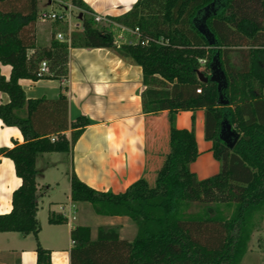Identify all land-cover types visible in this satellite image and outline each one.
<instances>
[{
    "label": "trees",
    "instance_id": "obj_1",
    "mask_svg": "<svg viewBox=\"0 0 264 264\" xmlns=\"http://www.w3.org/2000/svg\"><path fill=\"white\" fill-rule=\"evenodd\" d=\"M56 1L82 10V31H73L71 42L55 40L35 51L39 0H0V63L12 66L9 78L0 74V91L10 96L9 103L0 105V119L18 127L25 139L14 147H0V156L14 162L22 179L13 193L12 211L0 214V232L34 234L37 239V158L71 152L85 128H74L68 137L67 96L28 98L21 79L48 77L38 75L44 60L50 76L62 78L69 72L70 46L117 49L121 34L120 29L101 26L84 0ZM213 1L137 0L129 12L113 18L140 31H124L133 43H120L119 53L140 65L145 78L159 75L172 84L146 87L141 93L145 112L152 105L168 111L170 148L155 185L142 177L121 193L99 191L73 171V202H89L99 215L127 216L138 232L129 241L115 229L101 228L93 238L90 227L77 226L71 234V264H241L250 251L254 216H264V0H216V13L207 19L216 38L211 45L196 18L202 19ZM161 39L163 43L157 42ZM217 54L227 75V104L219 102L217 83L198 77L199 71L211 76ZM197 109H205V136L221 163L220 172L205 179L191 169L200 154L195 117L192 129L176 124L180 111ZM225 119L240 134L232 149L220 137ZM49 221L60 224L67 218L52 214ZM37 264H54L51 251L40 243Z\"/></svg>",
    "mask_w": 264,
    "mask_h": 264
},
{
    "label": "crops",
    "instance_id": "obj_2",
    "mask_svg": "<svg viewBox=\"0 0 264 264\" xmlns=\"http://www.w3.org/2000/svg\"><path fill=\"white\" fill-rule=\"evenodd\" d=\"M84 1L94 14L106 16L117 27L126 28L113 18L129 12L137 0ZM55 2L62 5L59 1L48 0V4ZM41 12L38 10L39 14ZM80 25L77 23V27ZM61 26L62 22L40 26L37 21V48L34 50L49 48L53 41H60L57 36L63 33ZM69 32L68 27L63 35L68 37ZM123 39L125 43H133L126 36ZM120 43L122 41L117 43V49ZM117 49L70 46L66 76H48L36 81L21 79L28 98L67 96V136H71L74 128L84 127L85 131L71 152L43 153L37 158V217L41 223L38 239L34 234L0 232V264H37L38 243L51 251L54 264H71V252L75 246L71 234L77 226L90 227L93 238L103 228L117 230L122 239H135L138 228L129 217L99 215L91 203L73 202L71 196L73 171L99 191L121 193L146 177L149 166L150 170H158L162 164V145L164 147L168 134V111L152 105L145 112L141 93L146 87L171 88L172 84L159 75L145 78L142 67ZM11 73V65L0 63V74L9 78ZM9 102V94L0 91V105ZM193 117L200 154L191 169L200 179H205L219 173L221 163L214 156L212 141L205 136V109L180 111L177 127L192 129ZM24 142L18 127L7 126L0 119V147H14ZM21 185L22 179L16 173L14 162L0 156V214L12 211L13 193ZM70 204L73 205V214L69 218V212H62L60 206L68 209ZM52 214L63 215L67 222L50 223Z\"/></svg>",
    "mask_w": 264,
    "mask_h": 264
},
{
    "label": "rangeland",
    "instance_id": "obj_3",
    "mask_svg": "<svg viewBox=\"0 0 264 264\" xmlns=\"http://www.w3.org/2000/svg\"><path fill=\"white\" fill-rule=\"evenodd\" d=\"M39 11H56L58 13H62L63 11H65L64 6L62 5H58L56 2L53 4H48V0H39ZM39 14V13H38ZM52 21H43L40 16L38 19V24L40 26L50 23ZM72 23L75 25L77 23H81V20L79 19V15H78V11L75 10L74 14H73V19H72ZM101 26H107L110 28L112 27L114 30L120 29V32L123 33L124 36L125 33L123 32V29L121 27H117L115 24L110 23V24H102L99 23ZM81 27H76L74 29V31L76 32H81L82 31V24L80 25ZM68 28V22L67 21H62V26H61V30L66 31ZM130 32V31H128ZM119 41L125 42L124 39H120ZM118 41V42H119ZM169 138L166 139V141L163 143L164 147L162 145V163H164L165 161V157L169 151ZM163 165V164H162ZM158 177V170H153L151 168L150 170V166H149V170L148 173L146 175L147 180L150 182L151 185H155L156 184V180ZM254 221L256 222V229L253 232L252 235V240L249 243V249L250 251L248 252V254L244 257L243 261L241 262V264H264V216L261 215V213H256L254 216Z\"/></svg>",
    "mask_w": 264,
    "mask_h": 264
},
{
    "label": "water",
    "instance_id": "obj_4",
    "mask_svg": "<svg viewBox=\"0 0 264 264\" xmlns=\"http://www.w3.org/2000/svg\"><path fill=\"white\" fill-rule=\"evenodd\" d=\"M215 6H216V0L204 8V14L202 19L196 18V26L198 30L207 38L208 42L211 45L215 44L216 38L214 33L210 30V28L207 25V19L212 15V12L216 13ZM81 17L82 14H80V18ZM211 70H212L211 76L209 77L206 76L203 71H199L198 72L199 80L205 83L209 81L217 83L219 90V102L221 104H227L228 100L224 98L223 91L228 86V80H227L226 72L222 68V63L219 54L214 56L211 62ZM220 137L232 149L235 147L240 137V134L235 130L233 125L227 119H225L222 122Z\"/></svg>",
    "mask_w": 264,
    "mask_h": 264
},
{
    "label": "built area",
    "instance_id": "obj_5",
    "mask_svg": "<svg viewBox=\"0 0 264 264\" xmlns=\"http://www.w3.org/2000/svg\"><path fill=\"white\" fill-rule=\"evenodd\" d=\"M62 6H64L65 8V11H63L62 13H58L56 11H42L39 16L40 18L43 20V21H52V22H62V21H67L68 22V27H69V35L68 37L64 36L63 33H59L58 34V39L60 41H65L67 40L68 42H71V35H72V32H73V29L75 27H77V24H73L72 23V19H73V14L75 12V10L78 11V15L81 14L82 10L75 6L74 4H72L71 2H63V1H59ZM92 15L95 17L96 21L98 23H102V24H110V23H113L111 21V19H109L108 17L106 16H103V15H97V14H94L92 13ZM123 32L124 31H130L134 34H137V35H140V31H139V28H136L135 30H132V29H129V28H125L123 27ZM119 38L120 39H123L124 38V35L123 33H121L119 35ZM149 42V39H146L145 40V43H148ZM157 42L159 43H163V40H157ZM202 63H206L205 60H201ZM38 75L40 77H45V76H50L51 75V72H50V68H49V65H48V62L46 60L42 61L40 63V66H39V72H38ZM197 92L198 93H201L202 92V89L199 88L197 89ZM60 210L62 212H69V215L68 217L70 218L73 214V205H69L68 209L65 207V206H60ZM74 242V241H73Z\"/></svg>",
    "mask_w": 264,
    "mask_h": 264
},
{
    "label": "flooded vegetation",
    "instance_id": "obj_6",
    "mask_svg": "<svg viewBox=\"0 0 264 264\" xmlns=\"http://www.w3.org/2000/svg\"><path fill=\"white\" fill-rule=\"evenodd\" d=\"M215 9H216V7H215Z\"/></svg>",
    "mask_w": 264,
    "mask_h": 264
}]
</instances>
